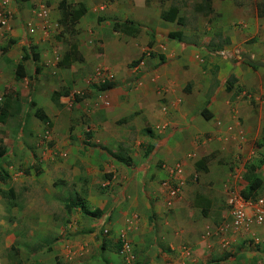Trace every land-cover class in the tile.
I'll list each match as a JSON object with an SVG mask.
<instances>
[{
    "label": "crops",
    "instance_id": "crops-1",
    "mask_svg": "<svg viewBox=\"0 0 264 264\" xmlns=\"http://www.w3.org/2000/svg\"><path fill=\"white\" fill-rule=\"evenodd\" d=\"M37 2L20 0L26 9ZM183 2L99 0L75 23L83 31L82 38L92 40V56L80 50L81 60L62 68L70 72L80 62L78 70L99 72L94 85L83 82L73 89V93L88 89L90 111L80 120L73 116L72 123L63 120L64 131L58 130L52 121L60 119L52 101L54 83L34 77L30 88L35 108L23 102L19 115L23 119L29 115L38 125L45 122L37 119L42 114L53 124L50 158L66 164L70 179L73 175L79 184H89L88 196L94 192L90 185L99 179L108 187L96 191L91 203L99 210L113 211L115 224L132 242L138 264H231L222 260L221 245L205 238L204 230L219 223L223 228L229 222L225 188L237 189L216 152L232 145L235 168L243 171L245 165H254L259 174L264 170L262 150L249 152L247 143L264 133V101L259 102L264 96V49L259 42L245 47L251 38L264 40V0H234V8L245 12L236 14L238 23L232 19L229 25L239 24L246 33L239 40L237 26L222 31L223 46L216 44L215 34L185 33L176 22L162 20L161 15L173 8L183 18ZM214 3L210 0V14L225 5ZM197 6L192 11L201 15ZM92 9L100 13L93 14ZM219 17H223L220 10ZM127 21L140 29L135 37L114 32L113 22ZM83 25L95 29L84 32ZM171 33H179L181 39H169ZM21 41L25 44L24 38ZM104 84L109 88L102 90ZM237 88L259 103L256 111ZM58 103H63V97ZM0 118L8 119L6 109L0 111ZM23 130L21 126L19 131ZM237 151L239 156L234 158ZM177 168L182 172L183 194L171 201L161 184ZM255 234L259 236L260 230Z\"/></svg>",
    "mask_w": 264,
    "mask_h": 264
},
{
    "label": "rangeland",
    "instance_id": "rangeland-1",
    "mask_svg": "<svg viewBox=\"0 0 264 264\" xmlns=\"http://www.w3.org/2000/svg\"><path fill=\"white\" fill-rule=\"evenodd\" d=\"M7 1L9 3L5 6L6 10L0 6V18L8 20L4 28L0 29V109H6L8 117L0 123V149L4 148L3 156H0V174L6 172L9 177L4 182L0 181V264H138L135 256L134 262L126 261L129 254L125 245L131 246L132 242L122 231V226L115 224L113 211L110 212V208L99 210L91 203L97 198L96 191L107 190L108 187L99 179L90 185L94 192L91 197L88 196L89 184H79L78 178L73 175L70 179V170L65 167L66 164H61L60 159L52 160L53 157L50 158L48 153L52 148L50 137L53 124L57 125L59 130L63 127V120L69 118L72 123L73 116L80 120L90 111L87 103L91 100V93L86 94L88 89L84 88H79V92L73 93L74 87L83 82L89 83L88 86L94 85L99 73L92 72L91 68L78 70L77 64L80 62L75 64L70 72L58 67V63L72 46L76 47L79 55L80 50L86 53V57L92 56L94 50L92 40L88 42L82 38L80 25L72 22L67 11L63 10L61 2L63 1L69 10L84 8L88 12L91 7L98 5L99 0H38L49 10L43 32L40 30V23L33 21L34 3L26 9L20 0ZM214 1L216 0H213L216 5ZM217 1L225 3L223 8L213 9V14L207 12L195 15L192 7L194 4H202L203 0H184V9L180 10L184 19L182 32L210 36L215 34L218 37L216 44L223 46L226 43L220 41L222 31H233L237 26L236 34L240 40L246 33L244 27L239 24L229 25V22L232 19L236 21V14L245 11L234 8V0ZM247 3H250L249 0ZM219 10L223 17L216 19V12ZM249 11L253 14L252 8ZM92 13L100 12L95 13L92 9ZM85 19L88 22V15ZM33 23L37 32L29 36L28 28ZM87 26L83 25L84 32L95 29H87ZM208 29L211 33H208ZM21 38L25 39V44ZM257 42L264 49V40L259 36L251 38L245 47L252 48ZM26 52H29L31 58L37 56L38 59L35 62H24L25 77L19 78L16 66L21 63V58ZM255 66L257 67V64ZM33 78L35 81L54 83V93L63 97L62 104L58 103V98L57 104L53 102L55 111L60 113V119L52 120L53 124L47 119L44 124L35 125L29 115L24 119L19 115L23 102L30 108H35L31 104L30 83ZM69 91L72 92L69 96H63ZM237 92L244 93L242 98L250 100L249 105L256 111L258 102L242 88H237ZM252 94L255 92L252 91ZM262 101L264 96L259 99V102ZM63 125L65 126V123ZM21 126L25 130L20 132ZM20 133L26 135L19 137ZM247 143L249 152L253 149L262 150L260 155L264 158V133L258 137H250ZM232 147L228 145L216 154L227 167V172L232 173L237 189L231 185L237 192L244 194L247 193L252 178L259 177L264 182V170L259 174L255 172L254 165H245L243 171L235 168L232 165ZM237 156L238 151L234 158ZM240 185L243 187L240 188ZM225 197L227 200L226 194ZM254 197L264 201V184ZM82 202L89 206L87 208H90V211L99 210L100 216L85 217L80 211ZM227 224L228 221L224 222V225ZM220 225L222 226L219 223L214 228L206 227L204 235L206 231H212L211 235L205 238L219 242L223 250V261L231 264H264V227L253 226L233 235L229 229L221 233ZM259 230L260 235L257 236L255 233ZM132 253L134 254V251ZM166 254L175 260V256L170 252Z\"/></svg>",
    "mask_w": 264,
    "mask_h": 264
},
{
    "label": "built area",
    "instance_id": "built-area-1",
    "mask_svg": "<svg viewBox=\"0 0 264 264\" xmlns=\"http://www.w3.org/2000/svg\"><path fill=\"white\" fill-rule=\"evenodd\" d=\"M9 2L4 0L1 8L6 10V5ZM49 10L42 2H37L33 10V18L41 24L40 30L43 32L47 25ZM8 20L0 18V29L4 28ZM36 27L33 24L29 25L28 35L32 36L36 33ZM181 170L177 168L176 171L170 173L168 180H165L161 185L166 189L167 194L171 201L179 200L183 194V180L181 177ZM226 207L228 215V224L221 228V233L230 230L233 235L239 234L240 231H246L253 226H264V201L262 199H245L242 194L237 190H231V187H226ZM211 231L205 232V237H209ZM224 241V240H223ZM225 245L227 243L225 242ZM126 251L129 253V247L125 246ZM131 259L127 257L126 261Z\"/></svg>",
    "mask_w": 264,
    "mask_h": 264
},
{
    "label": "trees",
    "instance_id": "trees-1",
    "mask_svg": "<svg viewBox=\"0 0 264 264\" xmlns=\"http://www.w3.org/2000/svg\"><path fill=\"white\" fill-rule=\"evenodd\" d=\"M26 1V0H23ZM62 4V8L63 10L67 11L66 13H68L67 15H69L72 19V22L76 23V21H78L81 17L84 16L86 10L84 8H82L81 10H69L68 6H64V2H61ZM196 10L199 11V13H210L211 9H210V0H203V3L198 5L196 7ZM260 13L262 14L263 12L260 11ZM162 20L168 22V23H173L176 22L178 25L183 26L184 25V19L178 17V11L177 9L173 8L168 10L167 12H164L161 15ZM113 30L114 32H122L128 36L131 37H135L139 32L140 29L138 27H136L134 24H132L131 22H125V23H119V22H113ZM169 39H176V40H180L181 39V35L179 33H171L168 35ZM37 56H34L33 58H31L29 52H26L24 54V56L21 58V63H19L16 66V73L17 76L19 78H24L25 77V73H24V67H23V63L27 62L29 60H33L34 62L37 61ZM81 60V56L78 54L77 49L75 46H72L63 56V59L58 63V67L59 68H67L69 67V65L74 62V61H80ZM109 88V85H102L101 89L105 90ZM63 96H69L68 92H65L63 94ZM59 95L57 93L53 94V102H56L57 104V98L59 99ZM2 110V108L0 109V111ZM204 118L207 120L209 117H207L206 115H204ZM37 119L40 121H45L46 122V117L42 114H38L37 115ZM3 122V119L0 118V123ZM43 122V123H45ZM48 124V123H46ZM4 148L0 149V156H3V151ZM203 161L196 163V169L199 170L200 166H202ZM8 174L6 172H3V174H0V181L4 182L8 179ZM264 184V182L259 178H252L248 187V191L247 193L242 194L243 197L245 199H257L256 197H254L255 193L260 189V187ZM82 214L87 217V218H94V217H99L100 216V211L99 210H95V211H90L85 202L82 204H80ZM202 215H205V212H202Z\"/></svg>",
    "mask_w": 264,
    "mask_h": 264
},
{
    "label": "clouds",
    "instance_id": "clouds-1",
    "mask_svg": "<svg viewBox=\"0 0 264 264\" xmlns=\"http://www.w3.org/2000/svg\"><path fill=\"white\" fill-rule=\"evenodd\" d=\"M34 22H37V21H35L34 20ZM39 23V22H38ZM33 25L36 27V25H35V23H33ZM40 27H41V24H40ZM36 30H37V27H36ZM37 32V31H36ZM97 75H99V73H97ZM65 97H67V96H65ZM164 182V181H163ZM162 182V183H163ZM162 186V185H161ZM257 199H259V198H257ZM122 234H123V232H122ZM124 236V235H123ZM121 237H122V235H121ZM125 237V236H124ZM125 246H128L129 247V256L131 257V259H128L127 261H129V262H134V260H135V257H134V254L132 253L133 252V247H132V245L130 246L129 244H126ZM132 253V254H131Z\"/></svg>",
    "mask_w": 264,
    "mask_h": 264
}]
</instances>
